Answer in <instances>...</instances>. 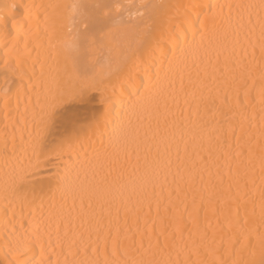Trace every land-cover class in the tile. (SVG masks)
<instances>
[{"label": "bare ground", "instance_id": "6f19581e", "mask_svg": "<svg viewBox=\"0 0 264 264\" xmlns=\"http://www.w3.org/2000/svg\"><path fill=\"white\" fill-rule=\"evenodd\" d=\"M264 0H0V264H264Z\"/></svg>", "mask_w": 264, "mask_h": 264}, {"label": "snow or ice", "instance_id": "6c2138e0", "mask_svg": "<svg viewBox=\"0 0 264 264\" xmlns=\"http://www.w3.org/2000/svg\"><path fill=\"white\" fill-rule=\"evenodd\" d=\"M262 244H264V240H262ZM11 264H28V262L21 255L18 259H14Z\"/></svg>", "mask_w": 264, "mask_h": 264}]
</instances>
